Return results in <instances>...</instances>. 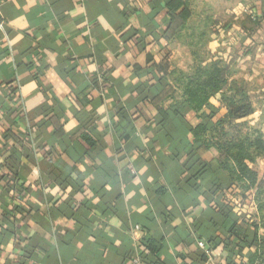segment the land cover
<instances>
[{
	"label": "crops",
	"instance_id": "crops-1",
	"mask_svg": "<svg viewBox=\"0 0 264 264\" xmlns=\"http://www.w3.org/2000/svg\"><path fill=\"white\" fill-rule=\"evenodd\" d=\"M170 1L0 0V264H264V151L252 180L221 149L264 138V33L187 0L167 40ZM217 63L254 109L223 137L222 90L185 94Z\"/></svg>",
	"mask_w": 264,
	"mask_h": 264
},
{
	"label": "trees",
	"instance_id": "trees-1",
	"mask_svg": "<svg viewBox=\"0 0 264 264\" xmlns=\"http://www.w3.org/2000/svg\"><path fill=\"white\" fill-rule=\"evenodd\" d=\"M169 11V16L171 21L168 28L164 32V36L167 40L174 38L178 31L184 27L187 22L191 19V9L187 0H171L167 4ZM257 17L255 18L254 33L259 30L264 33V6L259 7L257 10ZM230 71L225 65L217 63L216 65L208 67L198 66L196 73L193 77H190L188 86L185 90V94L189 95L190 102L194 103L197 108H199L203 103L207 102L210 96L222 90V101L227 107V114L220 119H218L215 127L217 131V136H226L228 133L220 131V127L224 126L226 123H232L238 118H247L253 114V107L251 103V97L247 93L244 84H238L235 81H229ZM169 89H166L157 100H163L167 97ZM204 114L207 118L212 119L213 114L211 109L205 108ZM256 150L264 151V138L262 134H258L255 139L250 136H245L240 138V135L230 138L226 144L221 146V149L225 151L228 159L232 158L237 166H233L230 163H222L226 169H228L232 176L241 171L245 173L247 177L254 180L256 174L250 171L247 167V162H254V156L251 152L253 148ZM246 160V162H245ZM151 244V245H150ZM149 249L156 252L157 246L149 241ZM149 250V251H150ZM139 257L138 255H135ZM134 254L129 256V261L135 257ZM139 259H141L139 257Z\"/></svg>",
	"mask_w": 264,
	"mask_h": 264
},
{
	"label": "rangeland",
	"instance_id": "rangeland-1",
	"mask_svg": "<svg viewBox=\"0 0 264 264\" xmlns=\"http://www.w3.org/2000/svg\"><path fill=\"white\" fill-rule=\"evenodd\" d=\"M238 2V12H237V16H239L238 18H236L234 21L238 22L239 26L242 27V23L243 21L246 20H249L250 22H254L255 21V18L257 17V6H259V4H261V0H247L248 2V8L246 9V12H245V7H244V10H242V2L243 0H236ZM244 3V1H243ZM198 47V46H197ZM228 47L231 49L232 46H229ZM198 52H200V49H197ZM201 52H202V49H201ZM202 55H204V53L202 52Z\"/></svg>",
	"mask_w": 264,
	"mask_h": 264
},
{
	"label": "built area",
	"instance_id": "built-area-1",
	"mask_svg": "<svg viewBox=\"0 0 264 264\" xmlns=\"http://www.w3.org/2000/svg\"><path fill=\"white\" fill-rule=\"evenodd\" d=\"M198 246H199V248H203V249H205V251H206V254L209 256V257H211L212 256V249H210L209 248V246L207 245V243H206V241H200V242H198ZM132 264H141V260L139 259V257H137V256H135L134 258H133V260H132ZM203 264H214L211 260H210V258L207 260V261H205Z\"/></svg>",
	"mask_w": 264,
	"mask_h": 264
}]
</instances>
